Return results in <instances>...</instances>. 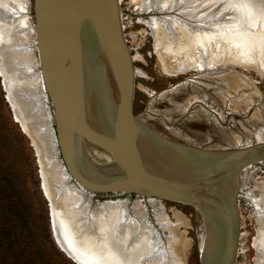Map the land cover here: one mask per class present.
Here are the masks:
<instances>
[{"label":"water","instance_id":"95a60500","mask_svg":"<svg viewBox=\"0 0 264 264\" xmlns=\"http://www.w3.org/2000/svg\"><path fill=\"white\" fill-rule=\"evenodd\" d=\"M40 5L34 0L40 63L71 178L97 193L134 191L195 207L198 264H233L239 178L264 159V141L247 145L264 99L208 86L172 126L165 124L133 109L127 0H54L49 55ZM69 126L94 179L79 173L67 151Z\"/></svg>","mask_w":264,"mask_h":264},{"label":"rangeland","instance_id":"374dc122","mask_svg":"<svg viewBox=\"0 0 264 264\" xmlns=\"http://www.w3.org/2000/svg\"><path fill=\"white\" fill-rule=\"evenodd\" d=\"M233 4L234 18L228 21L239 23L244 9L243 3L241 0H233ZM141 7L139 0H127L126 44L132 55L135 70L134 110L172 126L208 86L264 99V30H259L262 24L256 25V29L254 27L250 29V47L254 48L250 49V55L253 54V58L250 56V66L222 60L220 65L217 64L214 67L177 74L171 71L167 73L159 64L154 37L150 26L146 23L152 17L163 16L166 12L160 11L161 9L142 12ZM249 10L254 14L253 16L263 21L264 8L260 6L259 0ZM175 12L177 13L178 10ZM27 15L32 29L28 30L24 38L19 41L25 46H17L20 49L29 50L28 55L23 56L22 64L12 67L3 50L5 47L7 49V43L0 42V46L3 45V48L0 47V264H82L61 248L55 237L54 223L55 235H53L52 211L41 163L45 150H42L25 130V116H30L31 110L28 112L23 107L21 96L24 91L23 93L20 91L18 77L24 79L28 75H35L41 72L42 67L39 63L40 52L35 30L34 0H28ZM228 15L224 16L228 17ZM239 55H241L240 52ZM19 69H27L29 72L21 74ZM227 70H234L240 78L243 76L244 82L230 86L229 78L225 79ZM15 71L18 77L11 83V72ZM222 72L224 73L221 74ZM45 94L47 98L44 104L48 106L51 115L50 124L55 129L54 106L47 92ZM32 95L27 97H34ZM21 108H24L25 114L20 111ZM30 128H33L32 124ZM261 141H264V105L247 145ZM57 152L58 160L64 164L58 145ZM72 181L75 182L73 179ZM80 187L88 193H93L94 205L111 198L124 200L131 214L136 206L141 214L147 217L152 227L158 230L162 241L167 245H169L171 228H164L158 215L166 214L167 220L175 223L179 219L175 212L182 214L187 222L176 228V234L186 236L185 239L188 241V249L183 255L182 264H198L195 207L134 191L97 193ZM238 188L240 218L233 264H259L258 209L261 204L255 203V199L264 194V159L249 165L242 171Z\"/></svg>","mask_w":264,"mask_h":264},{"label":"bare ground","instance_id":"6f19581e","mask_svg":"<svg viewBox=\"0 0 264 264\" xmlns=\"http://www.w3.org/2000/svg\"><path fill=\"white\" fill-rule=\"evenodd\" d=\"M241 1L244 9L239 23H229L228 20L234 18L233 0H139L142 12L151 9L166 12L163 16H154L146 21L154 37L162 70L177 74L214 67L222 60L250 66V56L253 55H250V29H256V25L262 24L259 30H264V19L262 21L253 16L249 10L258 0ZM53 2L54 0H40V29L47 53L46 22ZM259 4L264 8V0H259ZM27 11L28 0H0V42L9 44L3 50L12 67L22 64L23 56L28 55V49L19 48L25 46L19 41L32 29ZM227 14L228 17L224 16ZM35 30L40 52L37 26ZM2 46L0 47L3 48ZM20 71L21 74L29 72L27 69ZM225 73L230 86L244 82V77L240 78L234 70H227ZM16 77L18 73L11 72V83ZM18 78L20 91H24L21 96L23 107L28 112L31 110V115L25 116V130L45 150L41 157L44 183L50 199L56 238L61 248L82 264H182L183 255L188 249L186 236L176 234V228L187 222L182 214L175 212L179 218L175 223L167 220L166 214L158 215L163 227L171 228L167 245L162 241L158 230L152 227L136 206L131 214L124 200L111 198L94 205L93 193H88L73 182L66 166L57 158L58 139L50 124V111L47 104H44L47 90L42 67L41 72L35 75ZM27 95L34 97L28 98ZM24 108L20 110L23 114ZM31 124L33 128H30ZM64 136L67 151L75 161L79 173L94 179V176L86 173L70 126ZM255 201L261 204L258 209V263L264 264V194Z\"/></svg>","mask_w":264,"mask_h":264}]
</instances>
